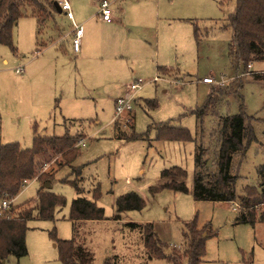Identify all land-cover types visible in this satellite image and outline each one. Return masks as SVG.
I'll list each match as a JSON object with an SVG mask.
<instances>
[{
	"label": "rangeland",
	"instance_id": "obj_1",
	"mask_svg": "<svg viewBox=\"0 0 264 264\" xmlns=\"http://www.w3.org/2000/svg\"><path fill=\"white\" fill-rule=\"evenodd\" d=\"M219 1L111 0V15L119 17L122 11L125 29L99 20L96 0H68L73 20L55 10L40 32L33 17L18 20L12 31L16 51L0 44V144L30 147L34 134L66 133L83 143H77L80 155L71 164L80 168L79 175L75 168L58 166L53 160L45 165L53 176L45 182L50 184L46 189L63 196L65 204L56 206L50 219L27 220L26 255H10L3 264H62L54 237L66 240L73 235L68 217L76 191L70 181L89 199L99 187L100 196L93 199L103 208L105 219L81 222L77 228L93 253L92 264H103L113 256L117 264H173L166 258H148L141 233L126 223H152L168 254L182 248L184 224L194 217L197 229L210 232L202 264H264V222L238 221L233 202L194 200L193 141L156 138L163 123L184 127L197 138V109L212 87L223 88L234 75L228 55L231 31L222 25L235 2L220 5ZM73 22L83 32L80 58L72 53L68 39L54 43ZM195 24L200 41L194 35ZM42 42L45 45L37 46ZM247 69L264 74V61L251 62ZM206 76L216 84L204 83ZM139 79L140 87L130 94L131 109L117 115L115 100ZM241 80L246 125L255 137L245 153L233 159V171L239 175L237 194L256 184V167L264 164V80L248 74ZM239 104L230 95L215 107L227 115L238 113ZM202 119L204 128H209L213 116ZM116 128L139 137L118 138ZM206 141L212 146L210 137ZM208 161L210 166L212 159ZM173 166L186 171L183 178L175 172V179L184 181L187 191L160 187L165 180L161 171ZM45 183L27 182L12 205L34 203ZM128 192L143 198V208L113 219L116 198Z\"/></svg>",
	"mask_w": 264,
	"mask_h": 264
},
{
	"label": "trees",
	"instance_id": "obj_2",
	"mask_svg": "<svg viewBox=\"0 0 264 264\" xmlns=\"http://www.w3.org/2000/svg\"><path fill=\"white\" fill-rule=\"evenodd\" d=\"M229 1L231 0H220L219 4ZM56 2L58 3L57 0H0V44L8 46L15 52L12 31L18 20L23 16L33 17L40 32L56 10L54 6ZM234 2V10L228 14L227 23L222 25L223 28H229L231 31L228 55L234 68V75L223 88L212 87L206 100L197 109L199 116L197 138H193L186 128L168 123L157 127L156 138L193 141L194 171L191 190L193 199L236 203L239 210L237 220L254 224L257 220L264 222V208L261 207L264 204V164L256 167V184L244 186L243 192L237 194L236 182L239 175L233 171V159L236 155H243L248 143L255 137L252 127L246 125L240 89L241 77L245 74L254 79L264 80V74L247 69L251 62L264 61V0H234ZM194 35L196 40L200 41L201 33L196 24ZM40 45L43 46L45 43L42 42L37 46ZM36 50L39 51L38 47ZM157 72L161 74L160 67L157 68ZM230 95L240 100L239 112L219 114L216 104ZM208 114L213 116L212 123L209 128H204L202 118ZM131 126L133 127V124ZM116 133L118 138L139 137L135 133L127 136L118 128ZM207 136L213 140L212 146L206 143ZM78 140L77 135L67 133L61 136L34 134L30 147H22L17 142L0 144V202L3 199L10 201L8 213L0 216V264H3L2 262L10 255L17 258L26 255L27 220L33 217L50 219L54 208L65 204L63 196L44 187L39 188L34 203L30 204L27 201L14 206L12 200L24 186L25 180L45 183L53 178L52 170H45V165L49 161L53 160L58 166H71L80 155ZM209 159H212L210 166L207 165ZM71 167L75 168L79 175L80 168ZM175 172H178L179 178L186 176V171L178 166L163 169L161 177L165 180L160 187L187 191L184 181L175 179ZM69 184L76 191L68 217L72 223L73 235L66 240L54 237L58 257L62 264H92L93 253L79 237L77 228L81 222L105 219L103 208L97 206L93 199L100 196L99 187H94L93 198L89 199L75 181H70ZM144 204L143 198L136 192L122 194L114 202L113 219L118 220L121 212L139 210ZM126 225L141 233L148 258H166L173 264H202L205 237L210 236V232L205 228L197 229L196 217L184 224L185 242L182 248L171 249L168 254L167 245L157 237L152 223L127 222ZM115 257L106 258L103 264H117Z\"/></svg>",
	"mask_w": 264,
	"mask_h": 264
},
{
	"label": "built area",
	"instance_id": "obj_3",
	"mask_svg": "<svg viewBox=\"0 0 264 264\" xmlns=\"http://www.w3.org/2000/svg\"><path fill=\"white\" fill-rule=\"evenodd\" d=\"M57 1H58V4L60 6L61 11L64 12L66 17L70 20H73V14L70 10V5H69L68 0H57ZM97 14L103 20L108 21L111 19V9L109 6V0L97 1ZM72 26H73L72 27L73 35L71 37V44H72L73 50L75 52H78L79 47H80V38H81L82 30H81L80 26L78 24H75L74 22L72 23ZM20 71H21V68H19L17 70V72H20ZM202 81L204 83H207V84H216L215 80L210 76L204 77L202 79ZM140 83H141L140 79L136 80L133 83H130L128 86L127 93L121 97H118L115 100V113L117 115L121 114L122 112L129 111L131 109V105H130V96L131 95L130 94L140 87ZM219 84L222 85L223 82H219ZM78 142H79V144L83 143L82 140H79ZM27 182H29V181L25 180L24 184H26ZM9 206H10V201H8L6 199H3L0 202V216H2L3 213L9 209Z\"/></svg>",
	"mask_w": 264,
	"mask_h": 264
},
{
	"label": "crops",
	"instance_id": "obj_4",
	"mask_svg": "<svg viewBox=\"0 0 264 264\" xmlns=\"http://www.w3.org/2000/svg\"><path fill=\"white\" fill-rule=\"evenodd\" d=\"M109 6H111V0H109ZM111 9V8H110ZM70 10H71V8H70ZM111 13H112V11H111ZM63 14H64V12H63ZM65 15V14H64ZM96 16H97V18L99 19V20H101L103 23H106V24H112V25H118V26H121V28H123V29H125L126 27H127V22H126V20H125V18H124V16H123V14H122V11H121V13H119V17H116V18H113L112 17V15H111V19L110 20H103L97 13H96ZM70 20V19H69ZM18 23V22H17ZM79 25V24H78ZM80 26V25H79ZM73 27V26H72ZM72 27H71V29L68 31V32H66V33H64V34H62V33H60V35H59V37H58V39L54 42L55 44H57L58 42H61V41H63V40H69V42H70V47H71V51H72V53L75 55V57H78V58H80L79 57V54L81 53V38H80V47H79V50H78V52H75L74 50H73V48H72V44H71V37H72V35H73V32H72ZM82 35H83V32H82V34H81V37H82ZM128 59V58H127ZM4 62H6V60L4 59L3 60ZM164 74V73H163ZM45 188V187H44Z\"/></svg>",
	"mask_w": 264,
	"mask_h": 264
},
{
	"label": "water",
	"instance_id": "obj_5",
	"mask_svg": "<svg viewBox=\"0 0 264 264\" xmlns=\"http://www.w3.org/2000/svg\"><path fill=\"white\" fill-rule=\"evenodd\" d=\"M54 6H55V9H56L58 12L61 11L60 6H59V4H58L57 2L54 3ZM208 163H210V162L208 161ZM43 187H45V188H49V187H50V184H49V183H45V184L43 185ZM204 236H205V235H204ZM2 263H4V262H2Z\"/></svg>",
	"mask_w": 264,
	"mask_h": 264
}]
</instances>
